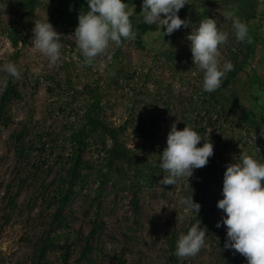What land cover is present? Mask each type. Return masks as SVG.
Wrapping results in <instances>:
<instances>
[{
  "label": "rangeland",
  "instance_id": "rangeland-1",
  "mask_svg": "<svg viewBox=\"0 0 264 264\" xmlns=\"http://www.w3.org/2000/svg\"><path fill=\"white\" fill-rule=\"evenodd\" d=\"M122 2L135 39L110 42L85 65L74 31L87 0H0V264H247L224 247L217 203L241 152L264 163V0H187L178 16L189 27L167 36L144 22L142 0ZM226 11L251 43L237 41ZM206 17L229 34L221 66L234 65L212 93L186 39ZM47 19L62 36L55 64L33 43L34 23ZM8 62L19 79L3 70ZM173 124L213 143L208 190L197 169L160 184ZM191 195L199 213L181 203ZM198 220L204 247L177 258L176 241Z\"/></svg>",
  "mask_w": 264,
  "mask_h": 264
},
{
  "label": "clouds",
  "instance_id": "clouds-1",
  "mask_svg": "<svg viewBox=\"0 0 264 264\" xmlns=\"http://www.w3.org/2000/svg\"><path fill=\"white\" fill-rule=\"evenodd\" d=\"M89 10L78 15V26L74 36L78 50L84 57V64L91 65L98 55H103L114 42L119 47L123 40L135 39L130 22L131 13L122 0H87ZM187 4V0H142V14L148 25L158 24L163 27V36L171 35L182 26L189 27L190 21L181 19L178 12ZM163 14V18H162ZM223 16L232 20V28L239 42L251 43L248 27L231 11ZM33 43L36 49L45 54L52 64L61 55V34L48 21H36L32 29ZM228 33L218 29L217 20L203 18L198 27L187 35L190 41L192 62L203 72V90L212 93L222 85L223 78L233 70L231 61L221 66L219 46L228 40ZM3 70L13 78L19 79L17 66L8 62ZM260 136L264 137V127ZM202 136L185 126L177 130L175 124L167 135V146L160 158V168L166 175L160 181L162 185H176L180 178H190L195 169L205 167L214 155L212 142L203 143ZM240 162L226 166L223 176V199L217 203L222 210V224L227 230L224 247L233 249L244 256L247 264H264V163L241 152ZM187 208L199 213L201 205L194 202L192 195L182 199ZM172 207V206H171ZM173 208V207H172ZM216 227H221L218 222ZM206 228L201 222L192 224L187 234H181L176 241L175 255L179 259L194 257L204 247Z\"/></svg>",
  "mask_w": 264,
  "mask_h": 264
},
{
  "label": "trees",
  "instance_id": "trees-1",
  "mask_svg": "<svg viewBox=\"0 0 264 264\" xmlns=\"http://www.w3.org/2000/svg\"><path fill=\"white\" fill-rule=\"evenodd\" d=\"M214 165H215V163H212L211 166H205V167H203L201 169H197L196 175H197L198 178L202 179V181L200 183L201 184V189H207L208 190L209 185H211L212 182L214 181V178L216 177V174L213 173ZM76 167L77 166H75V168H72V170H71L72 173L76 170ZM67 179H70V177L67 178ZM199 199H201V197H199ZM67 200H68V196H64V197L61 196L60 197L61 209L63 207H65V205L67 203L66 202Z\"/></svg>",
  "mask_w": 264,
  "mask_h": 264
}]
</instances>
